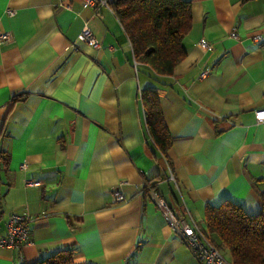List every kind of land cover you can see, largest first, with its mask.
Listing matches in <instances>:
<instances>
[{
	"label": "crops",
	"instance_id": "crops-1",
	"mask_svg": "<svg viewBox=\"0 0 264 264\" xmlns=\"http://www.w3.org/2000/svg\"><path fill=\"white\" fill-rule=\"evenodd\" d=\"M191 2L186 56L158 80L106 0H0V29L10 33L0 42V150L10 154L0 167V238L11 214L31 217L29 240L0 245V264L67 248L86 264H197L155 189L202 227L208 204L261 210L264 0ZM85 26L100 47L79 39ZM146 88L159 90L169 160L149 133Z\"/></svg>",
	"mask_w": 264,
	"mask_h": 264
},
{
	"label": "trees",
	"instance_id": "trees-1",
	"mask_svg": "<svg viewBox=\"0 0 264 264\" xmlns=\"http://www.w3.org/2000/svg\"><path fill=\"white\" fill-rule=\"evenodd\" d=\"M124 26L135 59L156 79L173 75L185 58L183 39L192 27L191 0H106ZM146 123L154 145L169 160L173 135L168 129L157 88L142 90ZM10 154L0 150V167L7 169ZM159 191L158 189H155ZM206 234L229 252L231 264H264V193L262 208L249 213L230 200L205 207ZM76 249H60L33 264H86L75 261Z\"/></svg>",
	"mask_w": 264,
	"mask_h": 264
},
{
	"label": "built area",
	"instance_id": "built-area-1",
	"mask_svg": "<svg viewBox=\"0 0 264 264\" xmlns=\"http://www.w3.org/2000/svg\"><path fill=\"white\" fill-rule=\"evenodd\" d=\"M98 0H86V5L95 6ZM10 14L14 11L8 10ZM233 36L237 33L232 32ZM255 40H262L261 34L253 36ZM10 39V33L0 29V42ZM81 41L92 44L94 47H100V42L95 37L89 26H85L79 34ZM199 46L204 50L213 49V45L205 38L199 40ZM256 120L258 123L264 122V107L256 111ZM36 184L35 181H30ZM151 195L155 198L158 206L163 212L166 222L176 231L190 248L197 259V264H231L222 250L206 234L203 227L197 222L191 212L186 209L182 216H177L173 208L168 204L165 198L157 190H151ZM116 201H125L126 196L119 190L114 191ZM31 217L27 213H13L10 215L8 223V233L0 238V245L19 248L29 240Z\"/></svg>",
	"mask_w": 264,
	"mask_h": 264
},
{
	"label": "rangeland",
	"instance_id": "rangeland-1",
	"mask_svg": "<svg viewBox=\"0 0 264 264\" xmlns=\"http://www.w3.org/2000/svg\"><path fill=\"white\" fill-rule=\"evenodd\" d=\"M201 223V222H200ZM203 226V225H202ZM222 252L226 255V257L229 259V252L227 251V249H225L224 247L221 249Z\"/></svg>",
	"mask_w": 264,
	"mask_h": 264
}]
</instances>
